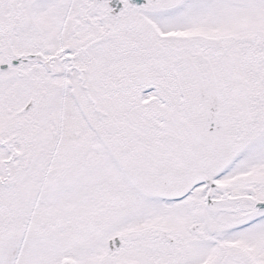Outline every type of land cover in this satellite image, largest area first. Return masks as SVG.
I'll list each match as a JSON object with an SVG mask.
<instances>
[{
  "label": "snow or ice",
  "instance_id": "1",
  "mask_svg": "<svg viewBox=\"0 0 264 264\" xmlns=\"http://www.w3.org/2000/svg\"><path fill=\"white\" fill-rule=\"evenodd\" d=\"M0 264H264V0H0Z\"/></svg>",
  "mask_w": 264,
  "mask_h": 264
}]
</instances>
